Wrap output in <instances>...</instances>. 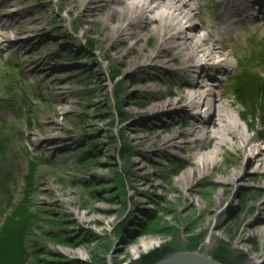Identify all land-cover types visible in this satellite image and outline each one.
<instances>
[{"label": "rangeland", "instance_id": "1", "mask_svg": "<svg viewBox=\"0 0 264 264\" xmlns=\"http://www.w3.org/2000/svg\"><path fill=\"white\" fill-rule=\"evenodd\" d=\"M11 1L0 0V21L4 24L0 36L13 39L34 34L30 36L32 43L23 48L0 52V230L28 191L29 213L35 222L26 243L25 264H131L154 251L168 252L167 257L192 252L210 259L218 246L237 264H264L258 237L246 232L239 239L246 226L264 225L263 171L255 174L248 169L247 181L226 190L221 207L212 205L214 194L223 191L216 181L222 171L234 165L236 152L222 150L209 175L195 172L188 186L179 187L177 178L188 169L185 159L189 151L165 153L155 147L157 142L152 138L185 127V123L188 126V119L151 121L131 115L136 110L144 114L149 111L148 104L156 100L136 86L142 78L135 77L134 70L123 63L140 57L142 47L151 48L152 38L143 34L139 43L137 39L125 43L108 38L101 43L103 17H78L69 12L67 0H25L19 7L6 6ZM223 2L196 1L197 10L190 20L197 26L212 27L223 54L232 50L240 55L238 65L229 57L237 66L219 78H227L222 87L229 91V101H234L241 127L249 125L247 135L263 143L264 99L253 101L244 114L233 93L240 82L252 88L264 84V24L255 19L224 34L220 24ZM31 6L35 11L27 14L24 10ZM17 9L23 10L20 20L12 16ZM117 20L114 15L110 22L107 18L104 21L111 26ZM13 21H21L31 32L12 34L8 25ZM188 24L185 19L180 26L187 30L191 28ZM254 28L257 34H249ZM196 33L205 32L198 29ZM240 33H248L249 38L238 45L235 39ZM167 56V60L173 57L171 53ZM41 61H47L50 69L46 77L30 71V66ZM179 63L176 60L174 66ZM245 69L253 75L245 77ZM232 73L235 77L229 79ZM115 74L118 77L114 78ZM192 76L172 79L152 75L159 83L150 88L160 91L162 100L174 99L173 93L183 81L193 80ZM62 94L68 105L58 102ZM204 111H200L203 119ZM52 120L57 135L49 139L54 142L48 144V152L40 157L30 153L32 143L25 136ZM133 129L137 136L150 140L142 144L127 139ZM187 140L190 143L192 138ZM187 140L179 138L178 142L183 146ZM126 149L128 153H122ZM138 164L147 165L146 176L136 170ZM209 209L213 214L207 219ZM172 251L176 253L169 255Z\"/></svg>", "mask_w": 264, "mask_h": 264}, {"label": "bare ground", "instance_id": "2", "mask_svg": "<svg viewBox=\"0 0 264 264\" xmlns=\"http://www.w3.org/2000/svg\"><path fill=\"white\" fill-rule=\"evenodd\" d=\"M196 1L198 0H67V6L69 12L76 13L78 17H103L101 43L103 38H108L109 41L122 40L125 43L137 39L136 42L139 43L144 37L143 34L152 38L153 46L151 48L142 47L140 57L128 58L123 63L128 69L134 70L135 77L142 78L136 86L144 88L143 93H149L156 100L154 103L148 104L149 111H143L144 114H141V110H136L131 115L139 118L147 117L151 121L161 118V120L167 119L173 122L176 117L188 119V126L185 123V127L172 128L169 131L158 133L152 138L157 142L155 147L163 149L165 153L169 152L170 154L173 150L189 151L185 159L188 169L177 178L176 185L179 187L188 186L195 172L203 177L209 175V168H214L217 165L216 158L221 156L222 150L236 152L234 165L222 171L216 181V184L223 186V191L215 193L211 203L221 207L223 198L227 194L226 190H230L235 184L239 185L238 183L247 181L248 169H252L255 174L259 173L260 170L264 173V142L260 143L261 141H258L257 138L247 135V131L251 127L246 123L243 124L244 128L241 127V117L234 108V101H229L230 93L224 88V85L222 87L224 82L227 83V78L224 80L219 78L220 75L236 68L240 55L232 50L226 55L223 54L224 49L219 46V39L214 38L212 27L201 24L197 26L193 20H190L191 13L197 10ZM19 5H25V0H12L6 4V6L15 7H19ZM222 7L220 24L224 34H230L241 25L249 24L255 19H260L264 24V0H224ZM20 10H15L12 16L18 17ZM24 11L29 14L35 10L31 6ZM114 15L118 17L114 24L110 26L105 23L106 18L110 22ZM13 17H9V19L12 21ZM185 19L190 21V24L187 25L191 27L190 29L184 30L180 26ZM17 20L20 18L18 17ZM3 26L4 24L0 21V29ZM8 27L11 28L12 34L17 36L31 32L21 26V21H13ZM134 28L140 30L135 31ZM41 29L42 27L34 31L37 32ZM198 29L205 33L198 35L196 33ZM257 32V28H254L249 34L256 35ZM33 34L30 33L27 37L19 36L13 39L3 34L0 36V52L10 50L15 46L23 48L27 42L32 43L33 38L30 36ZM246 34L248 33L238 34L235 42L240 45L239 42L242 43L246 38H249V34L247 37ZM137 43L130 44L128 49H134ZM230 46L233 45L228 47ZM237 49H241V47L239 46ZM164 51L171 53L172 59L167 60L168 56L167 53H163ZM162 53L163 55H161ZM124 55L126 58V52ZM229 57L235 59L237 65ZM215 58L217 60L212 62V59ZM176 60H179L180 63L174 66ZM47 64V61H41L37 66L29 65L30 71L37 70V74L40 73L42 77H46L50 73ZM248 68H252V66H248ZM190 74H193V80L183 81L182 87L173 93L174 99L162 100V93L158 90L155 92L150 88L159 83L152 78V75L156 78L169 76L172 79H177L180 75L187 77L191 76ZM242 74L245 76L253 75L249 69H245ZM234 77L235 74L232 73L229 79ZM58 102L62 106L68 105L65 94H62ZM202 110H205L206 118L204 119L202 118L203 115H200ZM56 129V124L52 120L49 125L40 127L37 132L27 134L25 137L32 143L30 153L40 157L48 152V144L54 142L49 139L57 135L54 134L57 133L55 132ZM135 132L136 130L133 129V134H127L126 138L142 144L143 140L146 142L150 140L147 136L142 139ZM179 138L185 140L192 138V141L190 143H187L188 140L184 141L182 146L178 142ZM137 151L141 153L140 149ZM142 155L145 156V154ZM131 165L133 166L135 163ZM136 166H138L136 170L143 171V176H146L147 165L138 164ZM147 181L150 182L149 179ZM136 189L139 190L137 187ZM190 196L187 195L188 198ZM260 204L261 202L256 203L249 211L256 209ZM208 213L207 219H210L213 212L209 209ZM246 232H249L253 238L258 237L259 246L264 250V225L260 227L252 223L246 226L239 239ZM148 243H144V245ZM203 247L202 253L205 254L207 248L204 244Z\"/></svg>", "mask_w": 264, "mask_h": 264}, {"label": "trees", "instance_id": "3", "mask_svg": "<svg viewBox=\"0 0 264 264\" xmlns=\"http://www.w3.org/2000/svg\"><path fill=\"white\" fill-rule=\"evenodd\" d=\"M113 77H118V74H115ZM245 77L249 78L250 76ZM252 83L256 84L255 81H252ZM250 86L245 82H240L239 86L236 87L235 93H233L237 104L244 114L251 109L253 101H262L264 99V84L255 85V88ZM121 151L122 153L124 151L128 153L127 149ZM28 197L29 192L26 191L24 200L14 209L12 216L0 230V264H25L28 260L26 243L27 239L31 237L30 231L33 227L31 223L35 222L29 213V206L27 204ZM157 253L159 251L144 255L131 264H157L168 255V252ZM173 253L176 252L172 251L169 255ZM210 259L218 264H237L236 260L229 257L228 252L221 246L213 250Z\"/></svg>", "mask_w": 264, "mask_h": 264}, {"label": "water", "instance_id": "4", "mask_svg": "<svg viewBox=\"0 0 264 264\" xmlns=\"http://www.w3.org/2000/svg\"><path fill=\"white\" fill-rule=\"evenodd\" d=\"M157 264H218L212 259L204 258L198 254L178 253L176 255L169 256Z\"/></svg>", "mask_w": 264, "mask_h": 264}]
</instances>
